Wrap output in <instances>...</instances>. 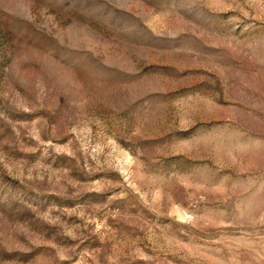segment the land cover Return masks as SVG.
<instances>
[{
  "label": "rangeland",
  "instance_id": "obj_1",
  "mask_svg": "<svg viewBox=\"0 0 264 264\" xmlns=\"http://www.w3.org/2000/svg\"><path fill=\"white\" fill-rule=\"evenodd\" d=\"M0 264H264V0H0Z\"/></svg>",
  "mask_w": 264,
  "mask_h": 264
}]
</instances>
